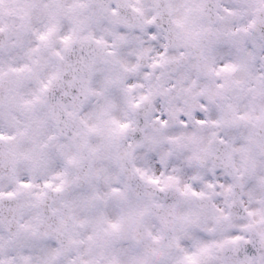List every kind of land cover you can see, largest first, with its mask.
<instances>
[{"label": "snow or ice", "instance_id": "snow-or-ice-1", "mask_svg": "<svg viewBox=\"0 0 264 264\" xmlns=\"http://www.w3.org/2000/svg\"><path fill=\"white\" fill-rule=\"evenodd\" d=\"M0 264H264V0H0Z\"/></svg>", "mask_w": 264, "mask_h": 264}]
</instances>
